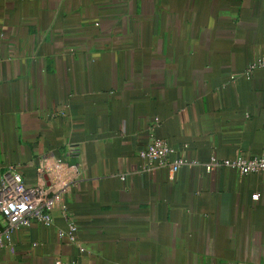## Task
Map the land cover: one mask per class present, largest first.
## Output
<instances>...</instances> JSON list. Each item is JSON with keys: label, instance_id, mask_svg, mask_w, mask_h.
I'll list each match as a JSON object with an SVG mask.
<instances>
[{"label": "crops", "instance_id": "1", "mask_svg": "<svg viewBox=\"0 0 264 264\" xmlns=\"http://www.w3.org/2000/svg\"><path fill=\"white\" fill-rule=\"evenodd\" d=\"M262 57L264 0H0V179L79 162L0 264H264V174L203 166L264 156ZM151 134L199 164L147 168Z\"/></svg>", "mask_w": 264, "mask_h": 264}, {"label": "built area", "instance_id": "2", "mask_svg": "<svg viewBox=\"0 0 264 264\" xmlns=\"http://www.w3.org/2000/svg\"><path fill=\"white\" fill-rule=\"evenodd\" d=\"M260 68H264V57L250 62L242 75L244 78L250 79L253 71ZM235 77V75H231L230 80H234ZM173 151L165 139L151 134L146 147L139 152V157L147 168L167 167L173 174L184 166L199 164L197 160L185 158L170 161L169 157ZM65 156L74 158L75 162L67 165L62 157H57L54 162V181L49 176L45 178L40 174L35 183L27 184L16 166L9 165L3 171L0 179V248L11 244L14 230L27 227L32 222L51 223L52 210L58 202H61L64 193L70 186L76 183L79 175L77 148L74 145H68ZM203 166L208 174L222 167L234 169L242 175L264 174V156H239L234 159L211 157ZM63 167L72 170L74 175L72 179L63 177ZM257 196L258 194L253 195L254 198ZM76 231L77 226L70 222L64 235L68 242L76 244L79 251H84V247L77 239ZM54 264H76V262L65 263L56 259Z\"/></svg>", "mask_w": 264, "mask_h": 264}]
</instances>
